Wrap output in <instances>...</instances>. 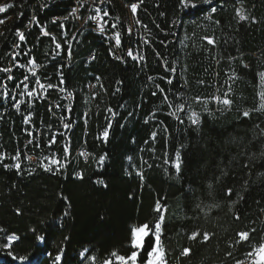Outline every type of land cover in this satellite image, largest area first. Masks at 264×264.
I'll list each match as a JSON object with an SVG mask.
<instances>
[{"label": "trees", "instance_id": "1", "mask_svg": "<svg viewBox=\"0 0 264 264\" xmlns=\"http://www.w3.org/2000/svg\"><path fill=\"white\" fill-rule=\"evenodd\" d=\"M8 2L15 3L16 6L0 14V18L6 19V23L0 24V33L5 34L0 36V54L6 53L17 39L14 35L17 27L25 31L28 46L36 45L37 29L33 26L29 31L24 27L33 14L42 17L44 22H49L50 30L59 37V29L50 24L51 18L66 15L70 6H75L72 0H29L21 9L20 5L24 0H0V4ZM46 2H50L51 6L41 11L40 5ZM130 2L139 3V0H105V4L99 5L112 13L110 24L117 22L116 18H119L122 47L116 50L117 53L126 56L129 42L127 27L133 29L135 39L148 36V30L143 24H148L149 29L158 33L160 39L167 32L168 50L178 53L181 63H188L190 66L187 73L190 80L187 95L222 94L227 91V85L221 87L227 79L224 73L231 74L234 69L237 70L238 78L235 82L228 81L233 87L232 107L217 111V108L222 109L223 106L210 103L208 107L213 115L204 113L198 129L185 131L183 125L165 115L168 109L162 104L159 93L156 97L151 96V91L155 89L147 76L162 74V68L157 69V61L151 49H145L148 67L143 72L130 58L123 64L114 60L108 55L109 44L104 35L96 34L84 25V19L94 13L81 10L78 14L82 19L70 18L65 23L72 26V31L83 30L85 35L79 37L77 33L81 43L78 46L74 43L76 51L73 59L70 62H66V59L60 62L66 63L63 69L65 86L69 90H76L74 113L80 116L84 111L90 110L88 136L84 137L83 120L78 119L71 134L70 163L60 173L45 172L38 166L40 150L28 153L33 157L31 162L24 160L23 153L21 155L22 169H35L32 175L25 171L23 175L17 176L14 169L5 171L0 165V229L4 230L0 232V239L11 233L19 235L20 240L13 246V251L18 255H28L32 264H40L41 260L42 264H50L44 254L51 252L54 257L61 248L64 249L62 264H102L112 251L123 255L130 253V227L142 222L151 225L158 216L153 208L159 199L167 207L161 236L167 264H236L237 260L247 261L246 252L264 243V212L261 211L264 208V167L253 166L250 171L243 167L248 162V156L253 153L258 156L259 151L264 150V146L251 148L249 144L255 132L254 124H264V111L253 112L249 118L242 117L240 113L258 108L260 103L253 89L252 73L264 70V0H213L212 4L202 3L198 9H189L187 12L178 0H144L137 13L142 22L140 25L136 24L137 17L130 14L127 6ZM157 4L159 7H156ZM213 6L217 9L215 14L210 12ZM86 7L93 5L89 2ZM236 8H242L249 20L239 21L235 15ZM21 10L24 16L18 19ZM208 16L212 19H207ZM252 17L258 23H252ZM215 20H220L221 23L217 25ZM153 21L164 31L156 29ZM111 34L109 31L108 35ZM204 35H215L219 40L217 47L211 52L204 51L205 48L211 49L201 39ZM225 39L229 41L227 46L224 44ZM181 40L188 45L187 49L180 44ZM51 47L50 39L42 38L40 44L33 47L32 54L42 66L39 71L55 81L56 61H51L44 55ZM157 50L168 51L163 46H157ZM93 54L96 59L89 62ZM213 55L215 60L211 58ZM228 55L237 59L229 64ZM172 58L169 56V59ZM18 59L22 63L26 62V58ZM241 59L249 64L251 71H239L243 67ZM9 61L10 57H5L0 60V66H10ZM23 71L14 69L12 74L19 76ZM5 75L7 74L0 73V77ZM95 76L101 77L100 82L108 89L107 93L100 89L99 84L95 89L87 87L96 82ZM196 77L205 79L206 85H198ZM117 79L123 80L121 92L112 96ZM9 84L11 87V82ZM161 87L166 86L161 83ZM93 91L98 93L95 101L91 100ZM86 95L89 99L87 104L84 102ZM52 96L55 98L57 94L52 93ZM7 103L6 110L0 108V151L14 155L18 142L19 147L23 148L27 137L21 132V116L10 107V102ZM120 103H125V108L119 109L108 143L96 140L97 132L106 123L104 109L109 105L118 108ZM137 104L139 108L136 107ZM25 107L22 106L21 111L27 114ZM194 107L198 111L202 110L200 105ZM37 109L40 116L47 118L46 106L37 104ZM128 111H132L134 115L125 119ZM153 111L156 112L155 119L150 115ZM146 116L149 124L144 123ZM157 120L164 121L169 127L167 152L170 157L174 158L175 149L181 143L185 146L181 150L183 163L179 174L170 164L163 163L165 142L162 133L158 132L155 155L148 152L144 145L150 133L156 130ZM34 121L38 123V117H34ZM121 124H124L123 128L120 127ZM133 138L135 143L132 142ZM241 145L245 147L241 148ZM142 147L146 149L143 153L140 152ZM53 150H56V146ZM81 151L92 153L96 158L107 153L104 167L98 168L91 156L85 162L79 156ZM43 154L47 155L48 152L45 150ZM128 156H132L131 163L138 168L141 166V156L152 165L151 168L147 165L141 168L144 172L143 183L134 173L131 176L126 174L125 169L129 168V161L126 159ZM5 163L12 161L9 158ZM77 173H82L84 178L76 179ZM214 174L219 177L218 180L212 179ZM97 178L104 179L107 187L94 183ZM224 186L234 189L230 199L221 198ZM236 193L243 195L244 200H239ZM61 194L67 197L66 201L61 199ZM130 196L134 198L129 199ZM17 208L20 209L19 215L16 214ZM69 208L70 217L61 220L62 211ZM237 211L241 216L239 221L233 215ZM33 228L36 229L35 232L30 231ZM249 228L257 229L252 234L251 244H235V233ZM197 229L201 233L207 231L212 234L211 239L207 242H202V237L190 240L188 237ZM37 235L45 236L43 244L37 243ZM65 236L69 239L65 240ZM186 247L191 249L189 256L181 255ZM2 251L0 248V252ZM80 252H84L83 257L79 255ZM229 252L233 255L229 256ZM91 257L97 259L93 261ZM0 264L16 262L7 255H0Z\"/></svg>", "mask_w": 264, "mask_h": 264}, {"label": "snow or ice", "instance_id": "2", "mask_svg": "<svg viewBox=\"0 0 264 264\" xmlns=\"http://www.w3.org/2000/svg\"><path fill=\"white\" fill-rule=\"evenodd\" d=\"M89 2L93 7H86ZM179 4L183 6L185 11L192 9H198L200 5L195 2V0H178ZM205 4H212L213 0H203ZM29 0H24V3L20 5L21 9L28 4ZM144 3V0H139V3L130 2L127 6L130 8V12L133 17H137L138 9ZM72 4L75 6H70V10L66 15L63 16H53L50 20V24L56 29H59V37L55 32L50 30L49 22H44L43 18L37 14L31 15L28 23L24 26L31 30L33 26L38 31L36 35V45L28 46V40L25 34V31H22L21 28H15L14 35L17 38L10 46L9 50L6 53L0 54V60H3L5 57H10L8 67L0 66V73H5L7 75L0 77V108L4 110L7 109L8 103L10 102V107L15 110V112L21 116V121L23 127L21 128L22 135L27 137L23 144V148L18 145L15 149V154L10 155L5 151H0V165L3 166L5 171L14 169L17 176H21L27 171L28 175H32L35 169H22L21 155L23 153L24 160L31 162L33 157L28 153L36 152L37 150L41 151V155L37 158L38 166L42 168L45 172H52L53 174L60 173L65 169L70 163L69 157L72 155V133L73 129L77 124L78 119L83 120L85 131L83 133L84 137L88 136L87 126L88 121L91 119L90 110L84 111L82 115L78 116L73 111L74 102L76 101V90H69L65 86V75L63 69L66 66V63H61L60 61L70 62L73 59L74 52V43L78 46L81 43L79 37H83L85 32L81 29H76L72 31L71 25H66L65 22L72 20H80L82 16L78 13L81 10H86L89 13H94L88 15L84 19V25L88 27V30L95 32L96 34H103L106 42L109 44L108 55L114 60L125 63L127 58H130L131 61H134L136 66L141 72H143L148 67L147 62V53L146 48H150L152 54L155 56L157 61V69L162 68V74L159 75H148L147 80L154 86L153 91H151V96L156 97L159 93L162 97V104L167 106V113L165 115L171 116L179 125L184 126V130H195L198 129L202 124V115L207 113L213 115V111L208 107L210 103H214L218 106H223V108H217V111L230 109L233 105V87L232 84H229L228 81L231 80L235 82L237 77V70L234 69L231 74L224 73L227 77L223 81L224 85H227V91H224L222 94H196V95H187L189 92V83L190 80L187 76L189 72V64L181 63L179 59V54L175 53L169 49V42L167 40V35L169 33H164V38L160 39L158 33L153 32L149 29L148 24H143V27L148 30V36H141L139 39L134 38V32L131 27H127L126 34L129 38V42L126 49V56H122L117 53L116 50L121 49L122 47V36L119 25V18L117 17V22L109 23L112 19V13L108 8H102L99 5L105 4V0H72ZM15 3L8 2L0 4V14L6 13L8 9L14 8ZM50 2L42 3L40 5L41 11L46 8H49ZM156 7H159L157 4ZM217 11L216 7L213 6L210 8V12L215 14ZM163 15V13H161ZM235 15L238 17L239 21L249 20V16L245 14L242 8L235 9ZM24 16V12L21 10L18 13V19ZM107 18V19H106ZM207 19H212L211 16L206 17ZM252 23H258L255 17L251 18ZM6 23L5 18H0V24ZM142 22L137 17L136 24L140 25ZM155 24V22L153 21ZM215 24L219 25L220 20H215ZM155 28L163 32V29H160L159 24H155ZM111 31V35H108V32ZM79 33V37L77 35ZM4 33H0V36H4ZM175 35V33H172ZM42 38H49L51 41L52 47L50 51L45 52L44 55L46 58H50L51 61H56V80L53 81L51 76L47 75L44 72H40L39 69L42 67L37 63V57L32 54L33 47H36L40 44ZM207 45L211 46V49L205 48V52H211L214 50L219 40L215 35H204L201 38ZM114 41V43H113ZM228 40H224L225 46L228 44ZM180 44L184 49L188 48V45L184 43L183 40L180 41ZM157 46H163V49L168 51H158ZM188 53H186L187 55ZM169 56H172V59H169ZM18 57L22 59L26 58V62L22 63ZM59 58V60H58ZM213 60L216 57L213 55L211 57ZM96 56L93 54L90 57V61H94ZM237 57L228 55L227 60L229 64L233 60H236ZM219 63V61H217ZM240 64L243 66L239 71L244 69H250L249 64L245 63L243 59L240 60ZM70 66V65H69ZM14 69L19 70L23 69L24 71L19 73V76L13 75ZM219 75V73H217ZM22 77V78H19ZM252 78L254 81L253 89L255 92L256 99L260 102L259 107L244 110L240 115L244 118H249L253 112L264 111V70L255 71L252 73ZM95 83H90L87 87L89 89H95L97 84H99L100 89L107 93L108 89L105 88L104 84L101 83V77L95 76ZM160 82L157 83L156 81ZM9 82H11V87ZM196 82L201 87L206 85V80L196 77ZM163 83L166 87H161ZM123 80L117 79L115 81L116 87L112 91V96H116L121 92V85ZM210 87H216V85H208ZM52 93H56L57 96L53 98ZM217 93H219V88H217ZM98 93H91V100L95 101ZM85 104L89 103L87 95L84 97ZM37 104L46 106L47 118L40 116ZM194 105L202 106V110L198 111ZM22 106L25 107L27 114L21 111ZM139 108V104L136 106ZM125 103H120L118 108H115L111 105L107 106L104 109V120L105 125L102 127V130L98 131L95 139L101 141L105 144L108 143L110 132L113 127V123L116 121L119 115V109H124ZM59 113V115H58ZM99 115V112H97ZM134 113L132 111L127 112L125 119L132 117ZM150 115L155 119L156 112L153 111ZM34 117H38V123L34 121ZM2 119V116H0ZM144 123L149 124V118L146 116L144 118ZM120 127H124V124H121ZM255 132L249 141L251 148H256L257 145L264 146V124L259 122L254 124ZM155 128L150 133V136L147 140L144 141V145L147 146V151L155 155L156 148L155 142L158 138V132L163 134L165 142V151L163 152V163L165 165L170 164L172 168L175 169L176 173L179 174L181 171V165L183 163L181 158V150L185 147L181 143L179 148L175 149L174 158L169 156L167 152V142H168V133L169 127L162 120L155 121ZM59 138V140H58ZM132 142L135 143V138L132 139ZM86 143V140H85ZM56 146V150H53ZM241 148H244L245 145H241ZM47 151L48 154L44 155V151ZM146 149L144 147L140 148V152L143 153ZM250 150V149H249ZM60 153V155H58ZM107 153L99 155L98 158L94 154L87 151H81L79 153L80 157L85 159V162H88V158L91 156L98 168H103L105 165V160L107 158ZM11 159L12 163H5L6 160ZM129 161V168L125 169L127 175L131 176L133 173L139 177L141 183L144 181V172L141 168L144 165H147L149 168L152 167L147 160L140 157L141 166L137 167L136 164L132 162V156L126 158ZM253 166L264 167V150L259 151L257 156L255 153L248 156V162L244 163L243 167L249 171ZM222 175H227V173H222ZM76 179L82 180L84 178L82 173H77L75 176ZM213 180H218L219 177L215 174L212 177ZM94 183L107 187L104 179L97 178ZM245 189L247 188V181H244ZM211 187V185H209ZM223 196L221 198L230 199L234 194V189L232 187L224 186L222 188ZM239 200H244V196L236 193ZM133 196H130L129 199H133ZM187 199V196L185 197ZM61 199L67 200V197H64L61 194ZM236 203V201H233ZM153 211L158 214L154 219V222L150 225L148 222H142L138 226H132L129 229L130 232V247L131 251L127 255L118 254L116 251H112L107 259L102 261V264H167L165 259V253L161 243V236L163 234V228L165 224V218L167 213L166 204H162L159 199L156 200ZM264 212V208L261 209ZM16 214H20V209H16ZM235 220L239 221L241 216L239 212L233 213ZM70 217V208L68 210L62 211L60 214V219ZM103 217H101V220ZM3 229H0V232H3ZM30 231L35 232L36 229H31ZM256 228H249L247 230H240L235 233V244H243L248 242L251 244L252 234L256 233ZM212 234L207 231L201 233L199 229L193 231L188 237L190 240L195 241L197 237H202V242H207L211 239ZM65 240L69 237L65 236ZM20 240V236L16 233L7 234L2 239H0V248L3 249L0 252V255H7L11 258L12 261H15L16 264H32L31 258L28 255L17 254L13 251V246ZM45 240L44 235H37L36 241L38 244H43ZM147 241V243H146ZM87 251V249H85ZM64 249L61 248L60 252L54 257L51 252H46L44 254L45 259L50 260V264H62L63 261ZM143 254V255H142ZM191 254L190 248H184L181 255L189 256ZM81 257L84 256V252H80ZM229 256H232L233 253L229 252ZM247 261L237 260L236 264H264V243H260L258 247H252L251 250L246 252ZM95 261L96 257H91ZM42 264V260L40 262Z\"/></svg>", "mask_w": 264, "mask_h": 264}, {"label": "rangeland", "instance_id": "3", "mask_svg": "<svg viewBox=\"0 0 264 264\" xmlns=\"http://www.w3.org/2000/svg\"><path fill=\"white\" fill-rule=\"evenodd\" d=\"M1 1H2V0H1ZM195 2L198 3L199 5L202 4V3H204L203 0H195ZM182 7H183V6H182ZM183 9H184V8H183ZM184 10H185V9H184ZM129 11H130V8H129ZM130 14H131V12H130ZM131 16H132V14H131Z\"/></svg>", "mask_w": 264, "mask_h": 264}]
</instances>
